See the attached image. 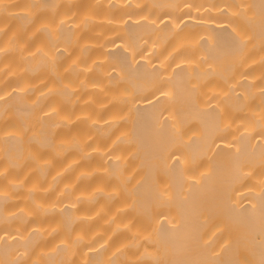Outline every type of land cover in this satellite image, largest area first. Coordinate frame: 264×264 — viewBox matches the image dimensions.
<instances>
[{
  "label": "bare ground",
  "instance_id": "1",
  "mask_svg": "<svg viewBox=\"0 0 264 264\" xmlns=\"http://www.w3.org/2000/svg\"><path fill=\"white\" fill-rule=\"evenodd\" d=\"M0 264H264V0H0Z\"/></svg>",
  "mask_w": 264,
  "mask_h": 264
}]
</instances>
